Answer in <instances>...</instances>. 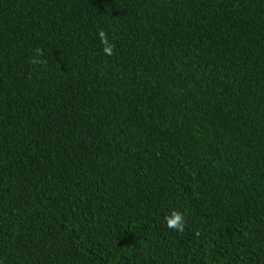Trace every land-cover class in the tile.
<instances>
[{
  "label": "trees",
  "instance_id": "trees-1",
  "mask_svg": "<svg viewBox=\"0 0 264 264\" xmlns=\"http://www.w3.org/2000/svg\"><path fill=\"white\" fill-rule=\"evenodd\" d=\"M0 264H264V0H0Z\"/></svg>",
  "mask_w": 264,
  "mask_h": 264
},
{
  "label": "clouds",
  "instance_id": "clouds-1",
  "mask_svg": "<svg viewBox=\"0 0 264 264\" xmlns=\"http://www.w3.org/2000/svg\"><path fill=\"white\" fill-rule=\"evenodd\" d=\"M100 37H101V40L102 42H105L106 41L104 40V33L103 32H100ZM105 52L108 53L109 52V48L108 47H105ZM169 227H175L177 229H180L182 228V217H180L178 214L175 216L174 219H171L169 220Z\"/></svg>",
  "mask_w": 264,
  "mask_h": 264
}]
</instances>
